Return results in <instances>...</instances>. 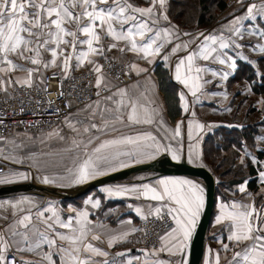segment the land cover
<instances>
[{"label":"snow or ice","instance_id":"1","mask_svg":"<svg viewBox=\"0 0 264 264\" xmlns=\"http://www.w3.org/2000/svg\"><path fill=\"white\" fill-rule=\"evenodd\" d=\"M145 2L147 7L133 4L131 0H0V94L4 96L0 103L15 101L17 89L24 90L29 104L32 103L31 90L34 88L47 96L45 74L49 71L52 78L60 81V98L65 95L62 90L64 81L74 79L73 73L84 68L88 69V86L96 89L95 100L89 99L83 108L68 112L63 117V125L74 133L68 138L69 146L65 151L83 153L82 156H73L78 163L74 168H66L68 176L33 175L32 172L8 168L2 163L23 164L30 160V168H35L37 173L44 171L35 153L20 155L29 142H35L25 131L22 136L17 134V138L13 139L0 135V186L32 179L58 187L81 185L109 173L154 161L162 154L170 155L177 163L186 160L187 163L203 166L202 154L195 150L202 139L198 134L213 125L181 120L174 129L168 127L162 109L156 106L155 99L150 95L156 87L151 76L154 68L143 67L125 58L132 54L136 61H143L148 66L155 65L157 58L166 65L175 58L174 79L187 90L179 93L181 107L185 114L194 117L188 94L196 98L193 103H199L198 93L215 82V79H204L202 74L210 73L211 77H218L219 86L223 88V82L228 81L237 70V58L257 69L254 75L258 81L255 82L264 87V71L259 70L257 61L239 51L234 58L227 51L248 47L264 60V24H261L264 21V0L260 3L236 0L244 9L243 13L236 15L234 11L230 13L231 19L226 17L217 29L206 31L199 30L198 22L197 28L192 31H185L173 23L169 16L170 0ZM191 20L192 17H189V22ZM248 38L258 39L254 44L245 43ZM199 61L227 65L229 70H213L201 66ZM133 73L136 77L143 76L144 80L121 86L123 77L131 79ZM92 76H95L94 85L90 79ZM75 87L73 85V89ZM241 94L252 95V85L246 83ZM210 95L228 98L226 91ZM35 103L39 106L41 101L36 100ZM45 103L47 107L41 110L42 114H48V108L54 101ZM20 104L19 113L13 109L14 116L37 115V112L29 113L24 108L23 100ZM256 106L264 111V97L257 100ZM65 107L71 109L73 102L66 101ZM60 111L57 107L51 115L59 117ZM5 116V112L0 110V126L4 125ZM37 123L29 122L27 126L36 127ZM145 125L155 127L159 138L152 131L145 130L135 135L121 134L100 140L101 135L119 132L121 127ZM185 126L188 141L194 142L188 144L187 153L183 151L182 138ZM227 127L242 129L243 125ZM53 137L61 141L66 139L61 135V129L57 128L47 133L40 142ZM165 140L169 143H164ZM96 141L99 143L96 144ZM171 142H175L176 146ZM254 147L264 154V135L254 138ZM237 151L241 152L240 164L247 167V159L256 166L257 179L264 185V160L253 155L245 141H241ZM52 163L59 166L57 161ZM66 179L68 184L60 183ZM250 179H245L237 188L239 193L245 194L248 202L234 200L220 203L215 224L224 226L228 242L220 239L219 250L208 249L205 264H221V253L229 252L232 256L228 264H264V201L257 205L255 200L256 196L264 197V188L255 195L249 192L247 186ZM102 191L108 197L131 194L137 200L143 198L149 201L146 214L142 207H135V213L145 221L150 217L159 220L169 229L163 234L157 233L158 247L154 246L151 251L140 249L144 259L135 257L138 264H189V247L205 207V190L198 182L161 178L154 184L105 187ZM87 203L93 209L101 206L99 199L89 198ZM69 211L73 214L64 219L62 210L51 201L42 203L27 195L0 199V264H97L93 257H107L108 252L87 242L89 235L92 240H100L99 235L92 234L89 212L75 208ZM169 220L174 224L170 228ZM138 231L147 235L145 229L133 227L110 236L108 246L129 243L128 237ZM161 253L169 259H162ZM117 255L125 256L126 253ZM103 264L110 262L104 260ZM111 264H117V261L113 260ZM127 264H133V259H129Z\"/></svg>","mask_w":264,"mask_h":264},{"label":"crops","instance_id":"2","mask_svg":"<svg viewBox=\"0 0 264 264\" xmlns=\"http://www.w3.org/2000/svg\"><path fill=\"white\" fill-rule=\"evenodd\" d=\"M226 4L224 8L220 11L216 12L214 20L209 24L208 26H198L199 30L201 31H206V30H212V29H217L218 26L222 23L225 22V18L227 17L228 19H231L230 13H233L235 11L236 15H241L244 11L243 8L239 4L235 5H227V0H225ZM133 4L142 6V7H147V4L145 0H131ZM260 3V0H246V3ZM239 9V11H236ZM170 16V15H169ZM171 18V16H170ZM172 19V18H171ZM173 23L178 24L175 20H173ZM247 25L248 22H245ZM261 24H264V21L261 22ZM179 25V24H178ZM180 27L185 30V31H192L197 26H189V27H183L180 25ZM187 39V38H185ZM258 38H248L245 43H256ZM228 54L236 58V53L239 51L243 55H246L249 57V59L256 61L258 57H260L257 53L253 52L250 48L245 47L243 49L239 50H234V49H229L227 50ZM113 55H119V53H113ZM238 59V58H237ZM126 61H135L139 63L143 67H154L153 66H148L145 64L143 61H136V57L133 56L132 54H129L126 58ZM162 61L160 58H157V62ZM165 63V62H164ZM174 63H175V58H173V61L169 62L166 66L169 69V73L171 75V78L173 81L174 79ZM201 66H206L210 67L213 70H218V71H228L229 69L227 68V65H219L217 63H213L211 61H199L198 62ZM87 69V68H84ZM83 70V69H81ZM14 75H23L22 73H14ZM134 79L127 83L131 84L135 82L136 80H144V77H136L135 74ZM204 76V79H215V82L213 84H208L205 86V88L202 90V93H198V97L200 102L199 103H193L196 98L191 97L190 94H188L187 98L190 103V108L192 111L195 112V116H190L187 115L183 112L179 117L175 118L174 121H171L170 118L167 115L166 111V106L164 102V96L161 90L159 89L158 86V81L157 77L154 74V72L151 73L152 76V81H154L156 87L155 90L150 92V95L155 99V104L156 106H159L162 109V115L164 118V121L166 122V125L170 128H175V125L178 121L181 120H194L198 121L199 123L205 124V125H213V127H205L202 131L199 132V137L200 143L196 145L195 150L199 151L202 154V147H203V140L207 137L208 134H211L215 129L221 128V127H227V125H244V124H249V123H243V116L241 117V120H237L236 118L229 119L228 116H225V118L222 115H228V109L232 108L233 109V103L235 101V97L240 96V81H233L228 84V81L223 82L224 87H220V81L219 78H213L211 77L210 73L209 74H202ZM245 79H242V81ZM176 82V81H175ZM245 82V81H243ZM177 83V82H176ZM178 84V83H177ZM250 84V83H249ZM126 84H121V86H124ZM179 86V91H187L186 89H183V86L178 84ZM236 88V89H235ZM226 91L228 93V98L224 99L223 96H212L210 93L212 92H222ZM256 94L255 92H253ZM95 100V99H94ZM181 105V101H179ZM238 103V102H236ZM238 107L240 109V103H238ZM85 105V104H84ZM84 105L77 107L73 109L71 112H76L78 108H83ZM255 108H259L257 106L252 105ZM182 108V107H181ZM240 113H243V110L240 109ZM210 116H209V115ZM219 115V116H217ZM211 116L215 117H220L217 119H212L209 118ZM63 121V120H62ZM58 123L51 129H46V130H40L36 132H28V135L33 137L35 142H29L28 147L24 149L22 153H20L21 156H26L27 154L35 153L36 154V159L40 163L41 167L44 169L42 173H37L35 168H30L29 165L32 163L30 160H26L25 163L23 164H15L11 163L9 161H6V165L8 168L15 169L18 171H23V172H32L33 175H39V174H46L49 175L50 177H60V176H68V173L66 172V168H74L77 161L73 159V156L75 155H80L82 156V152H74V153H69L66 152L65 149L69 146V140L68 138L72 137L74 133H72L67 127H65L62 123ZM171 124V125H170ZM215 125H220L219 127ZM61 129V135L65 136L66 139L61 141L55 137L52 139H47L44 143L40 142V139L43 137H46L47 133L51 132L53 129ZM229 128V127H227ZM152 131L154 135H158L157 129L153 126H138L136 128H127V127H121L119 132H110L107 136L101 135L100 140L108 139L113 136H118L121 134H127V135H135L139 132L142 131ZM194 135L196 134V130L194 129ZM25 131H22L20 129H15L9 134L5 135V137H8L9 139L17 138V134H22ZM182 138L184 141L183 144V150L185 153H187V147L189 143H194L190 142L187 139V127L185 126L182 128ZM17 142H19V139H17ZM164 143H169V141L165 140L163 141ZM99 141H96V144H98ZM173 146L175 147V142H171ZM94 145L90 146L89 151H91V147H94ZM9 149L11 146H7ZM51 153L52 155H47ZM253 155L256 156V153ZM161 156V155H160ZM170 158L171 156L168 155ZM159 157V156H158ZM157 157V158H158ZM241 159V152H240V157L238 158L235 157V162H233V166L235 163L240 162ZM264 160V156L260 159ZM53 161L59 162V166H53ZM186 161V160H185ZM190 164V163H189ZM247 164V163H246ZM191 165L199 166V164L196 163H191ZM245 172L248 170V166L244 167ZM53 171H58L57 173H53ZM185 176L187 175H174V176H169V177H163V178H181V179H186ZM257 177V173L255 174ZM250 178L249 176L245 177V179ZM70 179V176H69ZM158 179L161 178H156L150 181H142L135 183L133 185H140L144 183H150L154 184ZM189 179V178H187ZM244 179V180H245ZM191 180V179H190ZM244 180L240 183L233 184L231 186H224L221 188L220 193H218L215 197V203L213 206V213L209 222V225L207 227L206 233L201 241L200 247L197 252V260L196 264H205V260L208 259V249L212 250H219L221 245L218 242L220 239H223L224 242H228L226 239L227 233L224 232V226L217 225L215 224V218L219 214V206L220 203L223 202H228L231 203L232 201H244L248 202L245 199V194L239 193L237 191V188L240 184L244 182ZM34 181L40 183L38 180L34 179ZM196 182V181H194ZM60 183L68 184V180L60 181ZM200 184V182H199ZM202 184V183H201ZM200 184V185H201ZM130 185V186H133ZM55 186V185H52ZM76 185H71L67 187H74ZM202 186V185H201ZM58 187V186H57ZM203 187V186H202ZM205 190V187H203ZM248 188V186H247ZM264 188V185H261L257 179V188L254 190H251L248 188V191L253 193L254 195L261 192V189ZM99 192H89L79 200H63V199H58L54 197H48L44 196L41 193L34 192V191H27V192H15V193H10L6 195H0V199H15L21 196H31L36 198L37 200L43 202L46 201H51L54 204L58 205L59 208L62 210V218L67 219L68 216L72 215L69 211L70 208H75L77 210H87L89 212V220L92 221V226H93V235H99L100 240H92L91 235L88 236L87 242H91L94 246L99 247L103 249L104 251L108 252L107 257H100V256H95L93 257V260L97 262V264H103L104 260H108L111 264L113 260L117 261V264H127V261L129 259H133V264H138V262L135 260V257H141V260L144 259L143 253L138 249L137 245V238H138V232L130 235L128 237V240L130 241L129 243H117L113 247L108 246V239L112 235L119 234L120 232L123 231H128L131 228H139V221L141 219L140 216H138L134 209L135 207H142L144 209L145 214L147 213L148 209L146 205L149 203V201L142 199H135L134 196L131 194L126 195L124 197H108L107 193H104L101 189H97ZM96 192V193H95ZM98 193H101L102 195H99ZM101 197L103 198V201H105L103 206H100L98 209H93L91 208V205L87 203L89 198L92 200L99 199L101 201ZM256 204L259 205L262 201H264V197L261 196H256L255 197ZM155 204V202H151ZM102 204V202H101ZM129 205H132L130 208ZM202 215V214H201ZM126 221H131V223H125ZM104 225V227H99V225ZM174 226V224L172 225ZM66 231V230H62ZM142 249V248H141ZM239 250V249H237ZM126 253L125 256H118L117 253ZM162 259H169V257L163 253L160 254ZM232 253H221V264H228V260L231 259ZM172 259H175L174 257ZM188 259H189V254H188Z\"/></svg>","mask_w":264,"mask_h":264},{"label":"trees","instance_id":"3","mask_svg":"<svg viewBox=\"0 0 264 264\" xmlns=\"http://www.w3.org/2000/svg\"><path fill=\"white\" fill-rule=\"evenodd\" d=\"M179 1L170 0L169 15L173 20H175L179 25L183 27L197 26V22H198V26H208L214 20L216 12L222 10L226 4L225 0H183L184 4L189 3L196 7L195 14L194 15L192 14L193 20L189 22V18L179 17L178 16L179 12L175 11V6L177 5V3H179ZM256 61L259 64V70L261 69V71H264V60H261V58L258 57ZM237 65H238L237 70L235 74L229 78L228 83L236 81L239 78L241 79L244 78L248 80L252 85L253 92L259 94L263 93L264 87H261L259 82H255L258 81V78L254 75L256 69L246 64V62L240 60H237ZM153 68H154L153 72L157 77L159 89L161 90L164 96V102H165L167 114L171 120H174L176 117L180 115V106H179V98H178L179 86L175 81L172 80L169 73V69L163 61H158ZM250 128L253 127L245 126L242 129L219 127L215 129L210 135L207 136L206 139H204L203 147H202V153L204 158L208 160L209 155L211 157L213 153L218 154L220 151L227 149L229 143L231 145L238 146L241 143V141L252 142L253 139L250 133L248 132ZM219 132L221 133L227 132V134L230 135H227L228 137L227 136L218 137ZM221 142H228V144L222 146ZM263 156L264 154H261L259 151H257V157L259 159H261ZM233 161H234L233 158L231 160H228L227 157L222 161L223 164H221V166L224 165V163L227 164V166L223 168V170L225 169L224 172L226 175L232 174L231 166ZM247 166H248V170L245 172L246 174L234 173L233 177L232 176L229 177L228 181L226 183H223L222 186L220 187L222 188L224 186H231L233 184L240 183L245 179L246 176L247 177L249 176L251 179L249 181L248 188L251 190L256 189L257 177L255 176V174L257 173V168L250 161L247 162ZM220 175H223V173H221ZM218 193H220V191L218 192V188L216 184L215 197ZM83 196H80L78 198L63 199V200H79ZM137 241H139L138 238Z\"/></svg>","mask_w":264,"mask_h":264},{"label":"built area","instance_id":"4","mask_svg":"<svg viewBox=\"0 0 264 264\" xmlns=\"http://www.w3.org/2000/svg\"><path fill=\"white\" fill-rule=\"evenodd\" d=\"M236 0H227V5H234ZM101 63H104L101 61ZM105 69L107 70V65H105ZM88 69L79 70L73 73L74 79L65 80L63 83V92L65 93L63 98L59 97L61 91V84L59 79L52 78L51 71L47 72V89L48 95L45 96L43 92H37L35 88L31 90L32 103H28V96L24 94V90L17 89V99L15 101H8V103H0V110H3L6 114L4 125L0 126V135L5 136L12 132L15 129H20L22 131L28 132H36L40 130L51 129L58 123L63 120V117L67 115L68 112L73 111V109L80 107L89 102V99H96V89L94 87L88 86V77H87ZM94 85L95 76L90 78ZM134 79V75L132 78L124 76L123 83L127 84ZM73 85H76L75 89H73ZM4 99L3 94H0V101ZM24 101V108L28 110V112H37V115L25 114V115H13V109L17 113L20 111V101ZM36 100H40L41 103L39 106L35 103ZM71 100L73 102V107L71 109H67L65 107L66 101ZM46 101H54L51 108H48V114H42L41 110L47 107ZM59 108L60 114L59 117L55 115H51L53 109ZM20 121H24V124L19 123ZM36 121V127H28L29 122ZM6 165V161L2 162ZM173 225V223L169 220V228ZM139 228L145 229L147 235H145L144 231H139V245L143 248H151L154 246H158L160 241L158 239L157 233L163 234L168 230L161 221L155 220L154 218H149L147 221L140 219Z\"/></svg>","mask_w":264,"mask_h":264},{"label":"water","instance_id":"5","mask_svg":"<svg viewBox=\"0 0 264 264\" xmlns=\"http://www.w3.org/2000/svg\"><path fill=\"white\" fill-rule=\"evenodd\" d=\"M140 171H155L160 175H193L205 181V207L189 247V264H196L197 252L209 225L215 202L214 175L205 166L201 167L191 165L185 160L177 163L168 155L162 154L154 161H150L141 165H135L115 173H109L106 176L98 177L94 180H90L84 184L76 185L74 187L44 185L32 179L30 181L14 184L11 186H0V195H6L15 192L34 191L48 197H54L58 199H73L87 194L99 185L119 181L123 178H126L129 174Z\"/></svg>","mask_w":264,"mask_h":264},{"label":"rangeland","instance_id":"6","mask_svg":"<svg viewBox=\"0 0 264 264\" xmlns=\"http://www.w3.org/2000/svg\"><path fill=\"white\" fill-rule=\"evenodd\" d=\"M177 1H179V0H177ZM235 4H236V2H235ZM195 9H196V7L194 5H191L189 3L184 4L183 0H180L179 3H177V5L175 6V11H178L179 12L178 16L182 17V18L192 17V14L193 15L195 14ZM192 20H193V17H192ZM237 60H239V59H237ZM260 71H261V69H260ZM237 81L241 82V85H240L241 86L240 87L241 92H240V96L235 97V101L240 103V109L243 110V113H240V109L238 107L239 104L234 102L233 103V109L230 108L231 111H228L229 114L228 115H222V116L224 118H225V116H228V118L232 119V120H234L233 118H236L237 120L238 119L241 120V117L243 116V121H244L243 123H249V124H244L243 127H245V126L253 127V128H250V130L248 131L250 133V135H251L253 140H252V142H246V143H247V146H248V150L252 154L256 153V156H257V151L258 150H257L256 147H254V138L258 137V136H261V135H264V111H262L260 108H255L252 105L256 106L257 100L260 99L261 97H264V92L261 93V94H259V93L254 94L253 93L252 95L241 94L242 92L245 91V84L246 83L249 84L250 82L248 80H246V79L243 80V81H245V82H243L241 78H239ZM230 83L231 82H229L228 84L230 85ZM179 93H180V91L178 90V98H179ZM179 101H180V98H179ZM179 106H180V115H181L182 108H181L180 103H179ZM217 116H219V115H217ZM209 118L217 119V118H220V117L211 116ZM174 120H171V121H174ZM229 128H231V127H229ZM238 129H240V128H238ZM208 135H210V134H208ZM227 135H230V134H227V132H224V133L219 132L218 133V137L227 136ZM203 142H204V140H203ZM227 144H228V142H221L222 146L227 145ZM240 147H241V143L238 146L231 145L229 143L227 149H224L223 151H220L218 154H214L213 153L211 155V157L209 155V159L208 160H206L204 158L203 153H202V161L201 162H202L203 166L207 167L213 173L214 179H215V186L217 184L218 192L221 191V187L220 186H222L223 183H226L228 181L229 177H231V176L233 177L234 173L246 174L244 166H242L240 164V162L235 163L234 166H233V163H232V166H231L232 174H230V175H228V174L226 175L225 172H224L225 169L223 170V168L226 167L227 164L224 163V165L221 166V164H223L222 161L226 157H227L228 160H231L233 158L234 159L233 162H235V157H237V156H238V158L240 157V152L237 151V149H239ZM248 161L249 160H247V159L245 160L246 163ZM210 162H212V163H210ZM196 164H199V163H196ZM57 172L58 171H53V173H57ZM221 173H223V175H220ZM169 176H174V175H160L158 172H155V171H140V172L129 174L126 178H123V179H121L119 181L112 182V183H106V184H103V185H99L95 189H93L91 192H94V191L99 192V191H97V189H101L102 190L105 187L130 186V185H133V184L138 183V182L150 181V180H153V179H156V178H163V177H169ZM185 178L186 179L189 178V179H191L193 181H196L198 183L200 182V184L202 183L201 185L203 187H205V189H206V183H205V181L203 179L195 177L193 175H187V176H185ZM98 194L102 195L101 193H98ZM101 202H102L101 206H103L105 201H103L102 197H101ZM138 240H139V233H138ZM136 245H137L138 249H141V248L142 249H146V248L141 247L139 245V242ZM147 250L151 251L152 249L148 248Z\"/></svg>","mask_w":264,"mask_h":264}]
</instances>
